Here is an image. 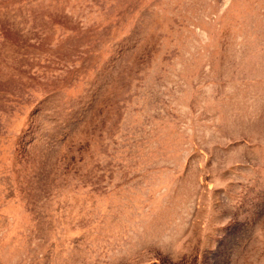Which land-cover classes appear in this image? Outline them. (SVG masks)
Returning a JSON list of instances; mask_svg holds the SVG:
<instances>
[{
	"label": "rangeland",
	"instance_id": "1",
	"mask_svg": "<svg viewBox=\"0 0 264 264\" xmlns=\"http://www.w3.org/2000/svg\"><path fill=\"white\" fill-rule=\"evenodd\" d=\"M0 264H264V0H0Z\"/></svg>",
	"mask_w": 264,
	"mask_h": 264
}]
</instances>
